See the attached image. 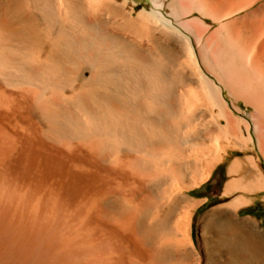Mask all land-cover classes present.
Returning a JSON list of instances; mask_svg holds the SVG:
<instances>
[{"label":"bare ground","instance_id":"1","mask_svg":"<svg viewBox=\"0 0 264 264\" xmlns=\"http://www.w3.org/2000/svg\"><path fill=\"white\" fill-rule=\"evenodd\" d=\"M138 1L0 0V216L23 264H264L244 215L264 193V30Z\"/></svg>","mask_w":264,"mask_h":264},{"label":"rangeland","instance_id":"2","mask_svg":"<svg viewBox=\"0 0 264 264\" xmlns=\"http://www.w3.org/2000/svg\"><path fill=\"white\" fill-rule=\"evenodd\" d=\"M127 1H131V0H127ZM202 1L205 3L204 5L207 7V9L212 13H214V15H216V17L220 20V22L222 21L224 23L233 26V28L235 29L234 31L236 35H238V37L239 36L241 37L243 31L246 32V29L248 27V31L250 35L254 37V40L255 41L259 40L261 35L260 32L262 29L264 30V0H217L213 3L210 0L209 1L202 0ZM145 6H147V2L145 0H139L136 4V14H138V12H140ZM211 21L212 20L210 18L208 17L205 18L202 16V22L208 24ZM248 21L250 22L249 26H247ZM216 28L217 27H214L213 29L216 30ZM213 29L211 33L214 32ZM210 40L213 41V39ZM216 44L217 43H214V45ZM213 48L214 46L211 49L212 51ZM261 52L264 54V46L259 52V55H257V58L255 57L256 65L255 64L254 65L255 67L260 69L259 71L256 68L257 72L264 74V56H260V54H262ZM184 60L189 61V59L186 57L184 58ZM259 60H262L261 65ZM212 78L215 79L213 75ZM217 83L220 84L218 81ZM226 91L227 90H225V95L227 99L231 101L229 92ZM231 105L233 108L237 109V107L232 103V101H231ZM240 106L242 107V110H241V114L238 113L239 116L244 120L251 119L249 114L254 112V108L251 105L246 104L245 102H242ZM246 122L248 123V121ZM252 129L253 131H255V124L253 125ZM261 132H262L261 133L262 150L261 149L251 150L250 155H255V156L258 155L256 156L257 162L259 165H261L262 169L264 170V131L262 130ZM240 156H242V153L238 155L237 153H235L234 155L230 156L229 160H232L233 158ZM227 168H228V162L221 164L219 166L212 180L208 182L203 188L199 189L202 191L201 196H208L210 198H213V197L221 196L223 194L226 183L228 181ZM254 197L255 200L253 198L254 201L252 204L251 212L245 213L244 215L252 217L255 223L253 237H252L253 243L256 246L264 247V201H263L264 193L260 195L254 194ZM220 203L221 202H217L215 204H211L206 207L204 206L205 209L203 208L200 211L199 213L200 215H198V219L206 212H208L213 206H215L216 204L218 205ZM11 219L12 218L10 216H4V215L0 216V261L1 262L5 261L6 264H23V261H28V259L26 258L27 255L25 251V249H27V246L25 247L26 244L24 241V237H22L24 236V234L19 230H16V228L14 229V226L12 224L13 221ZM9 220L11 221L9 222ZM198 231H199V227L196 226L195 228L196 237ZM36 254L37 256L38 255L40 256V254H38L37 252ZM255 255L256 256L253 255L255 260L257 261L259 259L260 261L264 260V253L255 254ZM38 262L39 261H30V264H37Z\"/></svg>","mask_w":264,"mask_h":264}]
</instances>
